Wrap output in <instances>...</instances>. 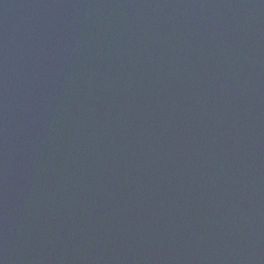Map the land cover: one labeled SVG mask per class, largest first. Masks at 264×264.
Wrapping results in <instances>:
<instances>
[{"label":"water","instance_id":"95a60500","mask_svg":"<svg viewBox=\"0 0 264 264\" xmlns=\"http://www.w3.org/2000/svg\"><path fill=\"white\" fill-rule=\"evenodd\" d=\"M0 264H264V0H0Z\"/></svg>","mask_w":264,"mask_h":264}]
</instances>
